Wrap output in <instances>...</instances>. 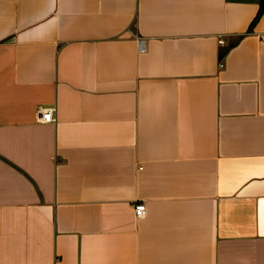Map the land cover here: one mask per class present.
Masks as SVG:
<instances>
[{"label":"crops","instance_id":"0c3cea01","mask_svg":"<svg viewBox=\"0 0 264 264\" xmlns=\"http://www.w3.org/2000/svg\"><path fill=\"white\" fill-rule=\"evenodd\" d=\"M257 1L0 0V264H264Z\"/></svg>","mask_w":264,"mask_h":264},{"label":"built area","instance_id":"2783aa9c","mask_svg":"<svg viewBox=\"0 0 264 264\" xmlns=\"http://www.w3.org/2000/svg\"><path fill=\"white\" fill-rule=\"evenodd\" d=\"M220 45L222 44L221 41L218 42ZM54 109L53 108H48L45 110H39L37 113V122L38 123H42V124H51L54 123ZM132 212H133V216L135 219H141L144 214V207L141 203H136L134 204L132 207Z\"/></svg>","mask_w":264,"mask_h":264},{"label":"trees","instance_id":"16d2710c","mask_svg":"<svg viewBox=\"0 0 264 264\" xmlns=\"http://www.w3.org/2000/svg\"><path fill=\"white\" fill-rule=\"evenodd\" d=\"M264 11V0H258L257 1V11L253 17V19L250 21L247 31H250L251 28L255 25V23L258 21L259 17L261 16L262 12Z\"/></svg>","mask_w":264,"mask_h":264}]
</instances>
